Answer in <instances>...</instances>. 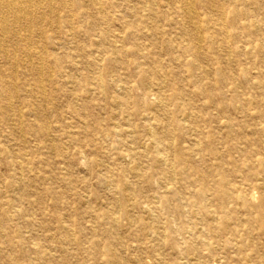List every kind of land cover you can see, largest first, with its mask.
<instances>
[{
	"label": "rangeland",
	"instance_id": "1",
	"mask_svg": "<svg viewBox=\"0 0 264 264\" xmlns=\"http://www.w3.org/2000/svg\"><path fill=\"white\" fill-rule=\"evenodd\" d=\"M89 1L73 5L72 0H53L35 7L39 16L28 32L34 38L29 51L14 56L10 45L12 58L25 60L22 65L31 62L29 54L35 66L57 74L49 85V99L35 98L20 88V95L12 98V123L0 118V264H264V49L260 51L264 46V0H214L208 12L189 0L207 56L195 67L191 66L193 57L178 48L179 43L187 47L191 41L164 0H155L160 13L156 24L161 30L157 36L151 27L137 33L129 26L137 19L129 13L125 0H105L112 18L109 34L124 36L119 43L124 62L114 65L115 76L107 82L105 93L86 81L98 72L89 64L92 57L105 58L102 74L110 66L108 46L98 45L105 26L93 23ZM63 2L64 7L60 5ZM133 2L138 8L140 1ZM257 3H261L258 13ZM234 10L247 13L238 18L237 29L231 24ZM162 15H168L167 19ZM208 27L212 31L210 44ZM76 30L79 33L71 40L66 33ZM46 34L54 37L48 50ZM233 34L237 37L231 41ZM137 43L146 46L141 56L135 51ZM250 50L254 54H247ZM227 54L230 60L225 59ZM51 55L60 59L59 68L49 62ZM0 61L1 69L8 70L7 62ZM151 68L167 77L163 87L166 97L157 101L160 107L155 112L141 111L136 102H156V88L145 91L140 79L141 71ZM220 77L225 80L219 86L216 79ZM34 79L27 72L16 83L25 87ZM173 89L183 92L181 106L194 118V124L187 121L182 132V148L189 150L196 141H203L200 153L184 151L188 165H180L168 148L160 147L166 171L161 177L152 173V157L143 155L150 148L158 154L152 136L164 137L166 132L158 125L178 120L173 117L175 106L169 98ZM114 96L126 97L125 110L114 103ZM2 98L0 93V106L5 104ZM37 111L50 123L52 138L40 133L44 122ZM152 113L156 114L153 119L144 118ZM117 124L122 131L117 142L102 135L101 129L110 130ZM200 131L212 132L219 151L226 156L229 183L226 188L219 187L221 191L240 184L251 189L262 183L256 201L261 208L239 205L234 214L235 221H243L236 237L225 236L219 224L216 233L208 235L201 230L189 241L181 227L192 224L194 214L186 200L199 189L198 178L216 165L208 150L211 140ZM52 143L58 148L53 150ZM92 160L97 164L92 165ZM181 173L186 180H180ZM211 176L208 174L207 183H218L220 177ZM175 183L183 186L181 215L170 209L146 211V206L159 205L160 195L171 197ZM125 185L139 190L138 206L123 203L121 189ZM212 204L215 208V198ZM103 213L118 217L116 229L101 218ZM227 215L221 212L218 217ZM201 223L198 226L206 229L208 223ZM147 243L153 247L148 249Z\"/></svg>",
	"mask_w": 264,
	"mask_h": 264
},
{
	"label": "bare ground",
	"instance_id": "2",
	"mask_svg": "<svg viewBox=\"0 0 264 264\" xmlns=\"http://www.w3.org/2000/svg\"><path fill=\"white\" fill-rule=\"evenodd\" d=\"M47 1L52 2L53 0H0V59L1 58L4 59L9 65V68L6 71H3L0 67V93H2L3 96L2 100L4 99L3 101L5 103L4 105L0 106V118H3L4 120H7L8 122L11 123H12V119L10 117L11 116L10 111L12 110V106H13L12 98L14 97V94H16L17 96L20 95V88L25 93L30 94V96H34L35 98L41 97L44 99H49L51 97L52 91L51 89H49L50 87L49 85L54 82L55 79L54 77L56 76L57 73L53 70L44 72L40 66L39 68L35 66L34 62L32 61L33 57H31L32 55L30 56L29 54L28 56L31 62L27 65L26 64L22 65L21 63L25 60L24 59L19 60L17 57L12 58V49H10V45L11 47L13 45L14 56L18 52L26 54L29 51V46L33 43L34 38L33 36H30L28 32H30L31 29L34 27V23H35L34 20L36 19V16H39L35 13L34 8L43 5L44 2L46 3ZM77 1L79 0H72L73 5H78L79 3ZM136 1H140V5L138 6V8L132 5V3H134L133 0H125V2H127L128 6L130 7L128 8L129 13L137 19L136 21H132L129 24V26L134 28V30H136L137 33H143L146 30L150 31L148 30V28L151 27L153 35L157 36L161 32V30L156 24L157 19H159L160 13L156 7L155 0H136ZM194 1L198 4V6H200V8L204 12H208L209 10H211L214 4V0H194ZM164 3L168 6H171L172 10L174 11L175 17L181 20L180 25L182 31L186 36H188V39L191 41V43H189L187 47L184 45L181 46V43H179L178 48L183 53H187L193 57L191 66L195 67L199 59L204 60L207 58V56L204 45L202 44L203 38L202 40H200L199 38L200 34L202 33L201 28H199V26L194 21V17H193L194 11L193 9H191L192 6H190V4L192 3H189V0H164ZM107 4L108 3L105 0H90L89 4L87 5V7H90L89 9H92L93 11V15H92L94 20L93 23L96 24V22H101V24L105 26L101 32V36H100L101 41L99 42L98 45L101 47L106 45L108 46L109 49L107 54L108 56H106V59L108 58L107 62H109L110 66L108 67V70L105 74H102L101 71L102 69L101 63L105 61V58L92 57V59L89 61V64L92 67H94L98 72L96 73V75L89 78L90 80L86 78V81H91V84H94V87H96V89L99 90V92L101 93H105L104 91L106 90L107 82L112 78H114L115 76L116 66L114 67V65L119 63L122 64L124 62V60L120 58L124 54L123 53L124 49L119 47V43L121 40L124 39V36L113 35L111 37V35L109 34L112 18L106 11ZM60 5L64 7L66 3L63 2ZM178 5H180V7H178ZM260 8H261V3H257L255 12L258 13ZM94 10H96L97 12H95ZM147 12L149 14H147ZM142 13L145 14L143 15ZM42 15L43 14H41L40 17L41 19H44L42 18L44 17ZM231 15H232L231 24L233 27H236L237 29L238 18L241 16H246L247 13H239L236 12V10H234L232 11ZM66 16L69 15L66 13ZM161 17L167 19L168 15H162ZM65 28L68 29V25H66ZM240 28L244 29L243 27ZM258 28L259 29L257 31H260V27ZM247 30L249 31V29ZM25 31H27L28 34L27 33L23 34V32ZM78 33L79 30H76V32H71V33L69 32L66 33V35L69 34L70 36L69 38L71 40H74ZM206 33L208 35V43L210 44L212 39V31L210 27L207 28ZM251 35L252 33L249 34L248 36ZM236 37L237 34H233V36L230 37L229 39L233 41ZM53 38L54 37L52 34H46L45 42L47 44L46 45L47 50L50 48ZM193 39L195 40V42ZM228 41L226 43L228 45L231 44ZM137 44L138 45L135 46V51L136 54L141 56L145 53L146 46L144 45L140 46L139 43ZM169 46L172 47L173 44L169 43ZM228 48L229 47L227 46V49ZM209 49L214 51L211 45ZM263 49L264 46L261 45L260 51ZM238 51L239 50H237L236 52L238 53ZM247 54H254V51L250 50L248 51ZM228 58L229 56L227 54V57H225V59L230 60ZM58 60L60 59L55 55H51V57L49 58V62L54 64L56 63L57 68H59V66L61 65ZM27 72H31L34 75L35 77L34 82L30 85H26L25 87L18 86L16 80L19 79L20 76L26 75ZM205 75H208V71H205ZM44 77L48 78L47 85H44L43 83V81H45ZM140 79H141L142 87L144 88L145 91L150 92L153 87L156 88L157 98L155 99L156 100L155 103H151V102L146 103L147 99L137 100L136 101L137 106L140 108L141 111L146 109L155 112L157 111L156 108L160 107L159 105L156 104L157 101L162 98L161 96L166 97V92L164 93V88H163L167 83L166 74L163 73L162 71L157 72L155 69L151 68V70L149 71L142 70L140 73ZM224 80L225 79L223 77H220L216 79V84H219L220 86L224 82ZM125 90H129V88H125ZM183 97L184 95L182 91L173 89V93L169 95V98L171 99V101L174 103L175 106L174 107L175 114H173V117L175 116V119L178 120H175L174 122H167L165 125L160 123L158 126L161 127L164 126V129H166L165 136L164 137H158L157 135L152 136L153 145L155 146L156 152L158 154L152 153L150 148V150L145 151L143 155L145 157L147 156L152 157L155 164L154 167L152 168V173H157L161 177L165 175L166 171L164 170L163 167L165 163V160H163L164 154L161 153L159 149L160 147L168 148L171 155L179 160L180 165L182 164L188 165L190 162V161L189 162L186 161V159L184 158L183 156V154L185 153L184 151H189L194 154H197V152L200 153L201 151L200 147L203 140L196 141V143H194L193 145V148H190L189 150L183 149L181 146V137H182L181 135L186 128L187 121L191 123L194 120L191 114H188L187 111L181 106L180 102L184 99ZM125 98L126 97H115V96L113 97L114 103H117V105L121 110L122 109L125 110L124 107L126 100ZM141 103L144 104L140 105ZM37 113L41 119V122L42 120L44 122V124L41 125L40 127L41 129L40 133L48 138H52V134H51L52 131H50V127H51L50 123H48L45 120L46 118L44 116H41L42 113H40V111H37ZM155 115L156 114L152 113L150 116H148L147 114L144 115V118L146 120L147 119L150 120V118L153 119ZM149 128H150V132L153 133L154 128L151 126ZM33 130L36 131L35 127ZM121 132H122L121 126L119 124L115 125L110 130L101 129V133L104 137L106 138L113 137L114 140H116L115 142H117L122 136ZM201 134H203L204 138L207 139L208 141L211 140L210 144H208L209 145L208 150L211 151V154L213 155L214 160L216 161L215 167L210 168L209 171L207 170L206 171L207 173L205 175L207 176L208 174L212 175L211 178L214 176H219L220 179L218 183L217 181H214L212 184H209L207 183V176L204 175L198 178L199 189L197 190L196 194H194L192 197L186 200L187 205L193 210L194 221L192 220V224L191 223L188 225L183 224L181 227L183 228L184 232L187 234L188 236L187 240L189 241L191 239H194L196 235L200 233L201 230L206 231L208 235L216 233L217 232L216 230L218 228L216 226H220L219 224H222V226L224 227L223 231L225 236L236 237V234H238L239 232L237 230V227H239V223L243 222L242 220L241 221L234 220V217H236L235 215L238 213L237 209L239 205L242 206V208L244 207L245 209H248L249 207L254 206V204L256 205L257 209L261 208L260 205L256 204V201L257 199L260 198L259 191H261L262 183L260 182L256 183L255 185H253L251 189H246L244 187V184H240L238 187L234 185L230 188L225 189L224 191H221L219 187L223 186L224 188H226V186L228 187V183H229V176L225 170V161L227 160L226 156L219 151L216 144V137L212 132H209L207 134L201 132ZM51 147L53 150L58 148L53 143ZM127 154L131 155V152H128ZM125 156H126L125 154H121V158H125ZM91 164L96 165L97 162L95 160H92ZM187 167H184L182 169L185 170ZM137 169L142 172L139 166L137 167ZM182 176H184L183 173L180 174V180L181 181L186 180ZM262 181L264 182V179H262ZM215 182L217 183L216 185L214 184ZM174 185L175 187L172 193H170L171 197L166 195L165 196L160 195L159 205H153L148 207L146 206V211L154 212V210L156 209L158 210L160 209V211L164 209H170L172 210V212L181 215L182 207L181 204L179 203L182 201L184 196L183 188H182L183 186H180V184L177 185L176 183ZM138 192L139 190L134 188L133 186L131 188V185L123 186L121 189V194L123 195V203L130 205L132 207L138 206L139 205V202L137 200V198L139 197ZM255 192L258 193L259 195L257 196ZM214 198L217 201V205L215 208H213V204H212ZM238 201L240 203H238ZM230 207H233V210H230L229 209ZM221 212L228 213V215L225 218L224 217L220 218L218 217V215ZM101 218L105 219L109 223V226L112 229H116V226L119 224V219L117 216L108 213L105 214L103 213L101 215ZM127 218L132 220L133 217L131 215L130 216L127 215ZM201 222L208 223L206 229L200 228L198 226L199 224H202ZM231 226H235V228H232ZM207 244L204 243L206 247H208ZM146 247L149 249L152 248L153 246H149V243H147ZM193 250L195 255L198 256L197 249L194 247Z\"/></svg>",
	"mask_w": 264,
	"mask_h": 264
}]
</instances>
